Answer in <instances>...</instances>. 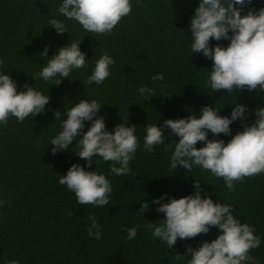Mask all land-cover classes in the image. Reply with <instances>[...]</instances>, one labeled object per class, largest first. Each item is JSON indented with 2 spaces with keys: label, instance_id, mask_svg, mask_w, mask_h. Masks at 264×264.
<instances>
[{
  "label": "trees",
  "instance_id": "obj_1",
  "mask_svg": "<svg viewBox=\"0 0 264 264\" xmlns=\"http://www.w3.org/2000/svg\"><path fill=\"white\" fill-rule=\"evenodd\" d=\"M62 2L0 0V73L10 75L18 91L28 84L50 98L35 117L29 115L21 122L10 116L7 124L0 123V201L5 202L0 204V264L13 259L17 264H188L191 254L186 247L198 249L202 242H211L220 234L217 227L210 226L207 234L194 238H178L168 248L146 225L159 224L164 218V213L156 211L159 205L154 199L163 197L160 203H165L192 195L195 180L200 181L202 198L210 196L214 203L232 205L234 217L251 225L260 237V246L248 253L255 261L242 264H264V172L235 181L234 190H229L222 177L199 166L191 171L179 165L172 168L174 145L158 144L151 152L144 150L147 125L161 127L165 143L172 144L179 137L164 127L165 120L199 116L205 105L230 117L235 104H243L244 120L230 124L231 134L208 132V139L227 143L245 124L255 123L256 109L264 107V90L245 88L228 94L210 88L213 61L202 53H191L190 20L200 0H140L139 4L130 0L131 13L110 34L89 33L77 21L68 20L58 12ZM261 7L264 0H251L241 15ZM50 18L62 20L67 32L58 35L48 25ZM78 42L86 54L84 68L71 70L68 78H39L38 73L60 47ZM229 43L210 38L209 46L227 47ZM46 46L47 56L42 57ZM105 53L115 61L109 66L110 75L102 84H87L96 60ZM157 73L164 79L153 81ZM58 79L61 82L53 84ZM142 86L152 89L153 96L145 99L139 92ZM82 99L101 105L97 116L104 118L106 130L114 131L120 123L134 125L138 146L127 176L113 174V162L99 156H93L89 167L75 152L81 137L67 150L52 153L51 140L62 130L66 109ZM90 126L91 121H85L81 132ZM203 146V141L196 144ZM73 164L105 175L112 187L108 205H80L74 193L59 184V176L66 175ZM143 201L149 209L139 215ZM90 217L99 225L100 239L88 235ZM130 227L137 229L131 240L126 239Z\"/></svg>",
  "mask_w": 264,
  "mask_h": 264
},
{
  "label": "clouds",
  "instance_id": "obj_2",
  "mask_svg": "<svg viewBox=\"0 0 264 264\" xmlns=\"http://www.w3.org/2000/svg\"><path fill=\"white\" fill-rule=\"evenodd\" d=\"M140 3V0H137ZM251 0H200L194 15L190 20L191 53H202L213 61L208 84L212 90H226L228 94L234 90H264V7L259 10L249 8L247 14L241 15L242 7ZM241 7H237V6ZM132 11L130 0H63L58 12L68 20H75L89 33L110 34L122 17ZM48 25L52 26L58 35L66 31L65 23L56 18H50ZM231 33V34H230ZM210 38L220 41L229 40L227 47L216 44L209 46ZM48 48L40 53L47 56ZM86 54L80 50L79 42L60 47L38 73L45 81L52 80L57 75L68 78L71 70L85 67ZM114 59L107 53L95 62L92 74L87 84H102L110 75L109 66ZM3 64V61H0ZM35 79L36 77L33 76ZM153 81L163 80L162 73L151 77ZM62 79L55 80L59 84ZM22 91L17 90L15 81L8 74L0 73V123L7 124L8 118L14 116L23 121L31 115L35 117L44 111L49 103V96L43 95L31 85L25 84ZM139 92L145 99L152 95V89L142 86ZM101 105L85 99L66 109V119L62 122V130L51 140V151L67 150L76 137L79 151L76 154L87 161L91 167L93 156H99L104 161H111L110 171L117 176H127L130 171L129 162L137 150L138 140L135 127L115 126L114 131L106 130L104 118L97 116ZM213 106L205 105L200 115H189L186 118L167 119L164 127L171 134L179 137L172 144L165 143V134L157 125H147L144 137V150L151 152L154 145L165 144L173 147L171 167L191 171L193 166L208 170L217 177H222L225 186L234 190V182L242 181L264 172V107L255 111L256 120L251 126L245 124L243 130L237 132L225 143L222 139H208V132L218 136L221 133L231 134L230 124L236 120H244L246 106L236 103L231 116L218 114ZM59 118L60 111L54 113ZM85 121H91L86 132H81ZM76 141V140H75ZM198 141L204 146L197 148ZM77 143V142H76ZM119 165L117 167L116 165ZM59 184L66 185L71 190L80 205L92 204L104 207L109 204V193L112 187L105 175L95 171H87L79 164H73L66 175L59 176ZM195 193L158 204L157 212L164 213L159 224L149 223L146 227L152 230V235L166 242L168 248L177 239L194 238L209 232L210 226L220 230L217 238L211 242L204 241L198 249L186 247V253L191 254L188 264H242L244 261H255L248 255L249 251L260 246V237L254 235L251 225L241 223L232 214L233 206L214 203L208 197L202 198L200 181L195 180ZM5 203L0 201V204ZM149 209L147 201L141 202L139 215ZM71 214V212H70ZM92 223L87 232L90 237L101 238L99 225L95 217H90ZM126 239H134L136 227L126 229ZM8 264H17L9 260Z\"/></svg>",
  "mask_w": 264,
  "mask_h": 264
}]
</instances>
